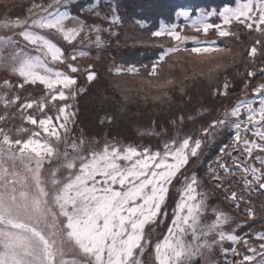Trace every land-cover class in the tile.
<instances>
[{"label":"snow or ice","instance_id":"1","mask_svg":"<svg viewBox=\"0 0 264 264\" xmlns=\"http://www.w3.org/2000/svg\"><path fill=\"white\" fill-rule=\"evenodd\" d=\"M62 5L66 6L67 0H54V4L47 7L33 4L29 9L32 14L31 23L28 19H17L3 24L5 28H23L19 35L33 46L38 54L33 56L18 49L10 59L0 56V66L8 68L22 80L21 83L13 85L5 79L2 87L23 89L25 85L38 83L50 94L54 93L51 96L53 101L66 100L69 94L76 95L72 91L77 84L73 74L79 71L78 67L65 59L64 52L57 44L38 31L59 34L68 44L77 40L86 26L78 18V27L66 26L65 21L69 19V14L59 10ZM33 9H38V13H33ZM176 15L191 19V26L204 34L212 29L217 32L218 37L235 36L238 39V34L232 32L231 28L240 25L264 36V0H237L235 6L225 5L219 10L213 8L207 13L199 10L197 16L191 18L189 12L184 10ZM210 16L218 17L222 23H207L206 17ZM116 19L118 17H114V20ZM94 30L100 31L98 28ZM165 34L178 43L188 39L181 36L175 25L171 28L162 27L160 31L152 33L154 37ZM94 43L97 47L103 44L101 35H96ZM6 45L16 46V41L12 37H0V48ZM196 45L191 48L194 54L227 52L226 46L220 47L207 41H197ZM256 45L264 49V41L257 40ZM177 50L169 49L171 52ZM257 53L258 48L253 46L248 56L256 57ZM79 55L83 56L85 53L80 52ZM165 55L167 53L160 55L151 65L148 72L150 77L158 76L159 65ZM49 57L52 62L67 64L69 71L50 68ZM71 60H76V56H72ZM117 71L135 74L140 69L129 66ZM260 72L264 73V68H261ZM255 75L254 71L247 72L248 77ZM95 76L94 71H88L87 80L91 82ZM167 83L171 84L172 81ZM230 86L226 80L223 90L217 88L213 95L226 96ZM65 90L69 91L66 93ZM80 91L84 89L81 88ZM253 92L258 94L255 102L241 100L230 112H225L226 117H235L238 122L233 123L235 132L232 143L220 147V155L214 162L215 167L212 163L209 165V174L215 173L218 182L222 179L221 171L224 174L223 179L236 175L233 168L222 162L226 155H231L230 148H240L242 145V152L248 157H252L256 150L264 152V84L253 89ZM8 97L7 91L0 94V103L5 109L20 100L18 95L12 96L11 99ZM34 103L29 101L21 104L20 108L31 109ZM254 103L257 106H254ZM68 107L65 104L59 108L56 122L52 116L37 119L33 115H27L24 119L32 125H38L47 137L61 142L64 138L58 128L63 129L66 137ZM38 108L43 114L45 104L39 103ZM242 112L246 113V119H241ZM3 119L5 117L0 116V120ZM180 120L182 121L183 117H180ZM175 123L176 121H173V124ZM228 123L227 119L212 121L203 128L202 135L214 139ZM242 127L246 133L251 132L254 138L242 136ZM39 135V132L33 133L34 137ZM0 137V264H141L137 253H142L147 244L145 226L157 220L164 210L170 185L190 160L199 155L204 143L201 138L185 135L183 138L174 137L165 143L162 151H152L150 148L140 150L131 145L120 147L106 143L103 150H90L86 155H82L80 146L84 141L81 140L79 144L73 142L67 145L73 150L70 155L67 150L60 153L51 143L40 139L30 137L26 140H13L3 128H0ZM64 142L66 143V140ZM15 148L19 149L20 159L34 160L36 165L35 169L28 168V171L33 173L36 193L30 196L27 192H20L19 200L13 186L15 182H19V174L10 172L6 167V161L14 162L17 159ZM53 157L62 161L60 168L67 170V174L58 177L57 170H53L50 180L45 181L41 178L40 170L43 162ZM256 159L260 162V168L242 169L244 186L253 191L257 190V186L258 190H264V159ZM234 163L239 169V161ZM14 166L13 163L12 167ZM183 183L184 189L173 213L168 235L155 245L157 264H194L198 258L211 253L216 245H222L225 241L235 244L242 240L245 245L250 243L248 239L234 234L235 230H222V227L232 220L227 213L217 211L215 220L204 224L202 217L207 210V198L197 192V176L193 174L191 178L185 177ZM48 184L50 188L47 187ZM225 199L238 202L243 197H238L233 191L231 196H226ZM164 215L167 213L164 212ZM249 215H252L251 211ZM60 217H63V220ZM213 235L215 238H212ZM256 236L261 241V251L249 248L248 251L252 255H244L240 262L233 259L229 264H264V232H258ZM230 250L238 254L236 247ZM223 251L227 253L229 249L223 248Z\"/></svg>","mask_w":264,"mask_h":264},{"label":"rangeland","instance_id":"2","mask_svg":"<svg viewBox=\"0 0 264 264\" xmlns=\"http://www.w3.org/2000/svg\"><path fill=\"white\" fill-rule=\"evenodd\" d=\"M180 1L185 4L184 0ZM234 1L237 2V0H191L190 3L195 4L194 8L192 4L191 6L186 5L177 10L176 13L184 10L189 12L190 18L196 17L199 10L207 13L213 8L219 10L225 5L235 6ZM33 4L47 7L53 5L54 0H0V37H12L16 41V46L6 45L0 48V56L5 59H10L12 55L17 53L18 49L33 56L38 54L35 48L19 35V32L24 30L23 28L3 27L5 22H14L17 19H28L31 23L32 14L29 9L32 8ZM172 7H175L173 0H67V5L60 7V11H67L69 14V19L65 21L66 26L78 27L77 18L86 26L77 40L68 44L59 34L45 30L38 31L57 44L64 52L65 59L78 67L79 71L73 74L77 79V84L72 89L75 93L76 91L79 94L82 93V99L78 104L74 96L70 94L66 100L56 99L53 101L51 96L54 93L50 94L43 85L38 83L25 85L23 89L15 87L6 89L2 87L3 80H9L13 85L21 83L22 80L13 75L8 68L0 66V94L7 91L9 99L14 95L20 97V100L8 109H5L4 105L0 103V116L5 117V119L0 120V128H3L13 140H26L30 137L40 139L51 143L60 153L67 150L70 155L73 154V150L67 145H71L73 142L79 144L81 140L84 141V144L80 146L82 149L80 154L82 155H86L90 150L101 151L106 143L116 144L120 147L131 145L140 150L150 148L152 151H162L163 145L177 136L183 138L185 135H191L193 138H201L204 141L199 155L190 160L189 164L181 170V173L170 185L164 210L155 222L145 226L147 244L142 253H137L141 264H157L155 245L163 241L164 237L168 235V229L172 225L173 213L177 203L180 202L181 193L184 189L185 177L191 178L193 174L196 175V172L205 170L209 181L211 176L208 172L209 165L212 163L215 167L214 158L220 155L215 147L219 142L222 143L221 147L232 143L229 137L231 132H235L233 123L238 121L235 117H226L225 112H230L241 100L247 99L255 102L258 99V94H254L253 89L264 84V73L260 72V69L264 68V49H261L260 45H256L257 40L264 41V36L240 25L231 28L232 32L238 34V39L235 36L218 37L217 32L212 29L207 34H204L203 31L197 32L195 27L191 26V19L189 18L178 17L175 14L173 21H170ZM194 9H197L195 13ZM38 11V9H33V13H38ZM114 17H118V19L114 20ZM206 22L222 23L216 16L206 17ZM173 25L180 31L182 37L188 39L178 43L166 34L160 37L152 35L153 32L160 31L162 27L171 28ZM97 28L100 29L99 32L94 30ZM97 34L101 35L103 40V44L99 47L94 43ZM197 41H207L220 47L226 46L227 52L194 54L191 52V48L197 46ZM253 46L258 48V53L256 57H249L248 52ZM171 48L178 50L171 52L169 51ZM80 52H84L85 55L80 56ZM165 53L167 55L160 62L158 76L150 77L148 72L151 70V65L157 61L160 55ZM72 56H76V60L72 61ZM48 61V66L53 70L69 71L65 63L52 62L50 57ZM89 65H91V69H89ZM129 66H135L140 71L135 75L126 71H117V69H127ZM250 70L254 71L256 75L248 77L247 72ZM88 71L96 73L91 82L87 80ZM222 74H227L225 78L233 85L232 89L239 90L242 87L243 93L239 96H230L222 102L223 104L218 105L217 108H212L204 103L213 99L206 100L208 99L207 91L212 90V83L217 82V78ZM235 75L244 78L238 79ZM168 81H172V83L168 84ZM95 82L98 84L94 85ZM250 82L251 84H248ZM198 84H200L201 89L194 98L198 97L202 102L198 103L199 106L195 113L189 116L187 125H184L186 121L183 122L179 119L172 126L162 127L160 133L156 132L157 135H146L132 129L124 140L119 136H115L116 138H94L88 133L93 126L91 117L95 103L99 101L93 102L94 96L99 97L98 91L100 89L102 92H109L115 86L133 102L146 103L151 101L158 105L161 102L171 103L176 98H182V93L188 87ZM246 84L249 92L243 91ZM81 88L84 91L81 92ZM65 91L67 93L69 90ZM29 101L35 102L34 107L22 110L20 105ZM41 102L45 104L43 114L38 108ZM65 104L69 106L66 109L69 115L68 134L65 137L63 129L58 128L64 138L61 142L47 137L38 125H32L24 119L27 115H33L37 119L52 116L53 121L56 122L55 118L59 115V108ZM175 105L177 108L178 104ZM79 106L84 107L77 109ZM254 106L257 105L254 103ZM221 119H227L229 123L227 127L217 133L214 139L202 135L203 128L212 121ZM241 119H246V113H241ZM242 131V136H246L248 139L254 138L251 132L246 133L244 129ZM37 132L40 135L34 137L33 133ZM15 152L17 159L14 162L6 161V167L9 168L10 172L15 171L19 174V182L14 183L19 200L20 192H27L30 196L36 193L32 180L33 173L28 171V168L35 169L36 165L34 160L20 159L18 148H15ZM13 163L14 167H12ZM61 163L62 161L55 157L51 160H45L40 170L41 178L45 181L50 180L53 170H57L58 177L66 175L67 170L60 168ZM47 187L50 188V184ZM198 187H200V183ZM201 193L205 195L204 191ZM164 212L167 215H164ZM206 213H208V209L202 217L204 224L208 223L209 218ZM60 219L63 220V217ZM211 220L213 218L209 219V224ZM188 238L190 239V236ZM208 256L209 254L198 258L194 264H206Z\"/></svg>","mask_w":264,"mask_h":264},{"label":"trees","instance_id":"3","mask_svg":"<svg viewBox=\"0 0 264 264\" xmlns=\"http://www.w3.org/2000/svg\"><path fill=\"white\" fill-rule=\"evenodd\" d=\"M190 1L191 0H184L185 4H183L180 0H173L175 7H172L170 21H173L176 11L180 10V8H183L186 5L191 6V4L194 8L195 4L192 2L190 3ZM233 3H235V1ZM196 10L197 9H194V13ZM166 24L169 23L166 22ZM135 74L132 73V75ZM226 75L227 74H222L219 76L216 80L217 82L212 83V90L207 91L208 99L206 100H209L210 98L213 99L204 103L208 104L212 108H217L218 105L223 104L222 102L227 100L230 96H239V94L243 93L242 87H240L239 90H235L232 89L233 85L230 84L231 86L227 90L226 96L213 95L214 90L217 88L223 90ZM236 77L238 79L241 77L244 78L240 75ZM96 84H98V82L94 83V85ZM248 84H251V82ZM117 89L118 88H115V86L109 92H102L100 89L98 91L99 97L97 95L94 96L93 102L99 101L95 103L93 109L94 111L91 117V120H93V126L90 132H88L90 133L89 135L94 138L119 136L124 140L126 139V135L131 133L132 129L138 133L141 132L146 135H152L156 134V132L160 133L163 129L162 127H167L169 125L172 126L173 121H176L177 123L180 117H183V122L186 121L184 125H187L189 122V116L195 113L196 108L199 106L198 103L202 102L198 97L194 98V96L201 89L200 84L188 87L186 91L182 93V98H176L171 103L161 102V104L158 105L151 101L146 103L140 101L133 102L126 94ZM243 91L249 92L248 86H245ZM81 95L82 93L79 94V92L76 91L74 98L76 99L77 104L82 99ZM175 104H178L177 108L175 107ZM83 107L79 106L77 109ZM221 145L222 143L219 142V144L215 147L218 152ZM206 174L207 172L205 170L196 172L197 178H201L202 182L205 183H207Z\"/></svg>","mask_w":264,"mask_h":264},{"label":"flooded vegetation","instance_id":"4","mask_svg":"<svg viewBox=\"0 0 264 264\" xmlns=\"http://www.w3.org/2000/svg\"><path fill=\"white\" fill-rule=\"evenodd\" d=\"M241 128V134H242ZM234 132H231L229 140L231 142ZM257 142H259L258 138ZM242 145L240 148H231L229 152L231 155H226L222 162L226 163L229 167L233 168L236 172V175L229 176L227 179H223V172L221 171L220 175L222 177L221 181H216L215 173H212L209 177L207 183L202 182L201 178H197L200 187L198 193L205 192L207 198L206 203L208 204V213L209 216L207 224H209V219L213 218L215 220V213L217 211L227 213L232 217V220L228 224L222 227V230L225 232H233L234 234L246 238L250 241L249 244L245 245L242 240L238 243L225 241L223 244H218L215 246L214 250L209 253L206 264H229L230 261L235 259L237 262L242 261L244 255H252L249 248H256L257 252L261 251L259 244L261 241L256 236L258 232H264V190H249L246 189L243 182V171L244 167H256L260 168V162L256 157L264 159V152L256 150L253 152L252 157H248L242 152ZM233 149L237 151L232 152ZM218 156V155H217ZM216 156V157H217ZM216 157L214 159H216ZM235 161H239L240 168L237 169L235 166ZM11 180L12 178L9 177ZM249 179L251 177L249 176ZM14 186V185H13ZM235 191L238 197H243L242 200L232 201L230 199H225V197H230L231 193ZM17 195V191H16ZM238 205V206H237ZM251 211L252 215H249ZM242 225V226H241ZM212 238H215L213 235ZM236 247L237 253L234 254L231 252V248ZM223 248H228L229 251L225 253ZM257 259L259 257H256Z\"/></svg>","mask_w":264,"mask_h":264},{"label":"water","instance_id":"5","mask_svg":"<svg viewBox=\"0 0 264 264\" xmlns=\"http://www.w3.org/2000/svg\"><path fill=\"white\" fill-rule=\"evenodd\" d=\"M237 151V149H233L232 152Z\"/></svg>","mask_w":264,"mask_h":264}]
</instances>
